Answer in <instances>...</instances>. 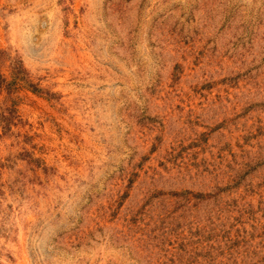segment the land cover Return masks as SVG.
Here are the masks:
<instances>
[{"label":"rangeland","instance_id":"1","mask_svg":"<svg viewBox=\"0 0 264 264\" xmlns=\"http://www.w3.org/2000/svg\"><path fill=\"white\" fill-rule=\"evenodd\" d=\"M0 52V264H264V0H0Z\"/></svg>","mask_w":264,"mask_h":264},{"label":"trees","instance_id":"2","mask_svg":"<svg viewBox=\"0 0 264 264\" xmlns=\"http://www.w3.org/2000/svg\"><path fill=\"white\" fill-rule=\"evenodd\" d=\"M0 54L2 55V53L0 52ZM23 68H21V66L19 67V71H15V73L17 74V75H19V74H22L23 73V70H22ZM17 78L19 77V76H16ZM5 84H7V81H6V79L4 78V76H1L0 75V88L3 86V85H5Z\"/></svg>","mask_w":264,"mask_h":264}]
</instances>
